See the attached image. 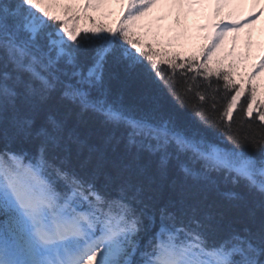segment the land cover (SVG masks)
I'll return each mask as SVG.
<instances>
[{
  "label": "snow or ice",
  "instance_id": "obj_1",
  "mask_svg": "<svg viewBox=\"0 0 264 264\" xmlns=\"http://www.w3.org/2000/svg\"><path fill=\"white\" fill-rule=\"evenodd\" d=\"M73 2L0 0V264H264V130L241 131L245 117L264 129V110L253 115L264 109L257 86L243 103V82L237 88L228 73L222 86L188 87L212 112L223 108L211 119L192 106L231 148L182 128L154 100L127 106L111 95L114 66L175 84L160 68L172 61L130 30L158 0H126L115 29L77 24L108 0ZM227 2L213 0L214 14ZM202 67L205 79L220 76ZM221 173L244 191L222 192Z\"/></svg>",
  "mask_w": 264,
  "mask_h": 264
},
{
  "label": "rangeland",
  "instance_id": "obj_2",
  "mask_svg": "<svg viewBox=\"0 0 264 264\" xmlns=\"http://www.w3.org/2000/svg\"><path fill=\"white\" fill-rule=\"evenodd\" d=\"M170 1L158 0L157 3L151 5L143 16L132 21L130 30L144 41H156L161 46H167L170 49L183 52L182 57L184 58L191 54H198L202 44L209 45L208 53L211 59H221L225 63L232 64L238 74L242 76L245 73L256 75L251 76V78L254 84L256 86L259 84L263 90V95L260 92L257 95L258 97H264V68L260 67L261 61L264 60V12L260 13L255 23H251V14L260 12V9L264 8V0L260 4H253L252 0H228L227 3L223 4L220 11L224 13L226 18L231 19L228 25L233 26V21H236L237 23L234 27H237L238 30L227 31L218 40L216 39V34L223 27H212L213 23H217L213 0H204V7L191 17H189L190 12L185 10V8L189 9L188 6L184 7L181 4L179 5L187 16L176 14L172 17L167 13L165 14L164 5ZM64 2H68V0H64ZM82 3L83 0H74L73 7H80ZM53 11L59 13L60 9L56 8ZM93 13L109 20L119 17L120 21L126 15V0H124V3H118L117 0H108L99 11ZM146 18H158L160 23L163 24L159 30H155L153 26L143 23ZM201 18L207 23L208 28L195 30L196 22ZM256 26H260V29L256 28ZM80 27L89 26L83 24ZM183 32L187 33L189 37L187 40L184 38ZM249 40H251L250 46ZM213 41H215V47L212 46ZM238 80H240L239 76ZM260 110L264 109H255L254 106L253 114L258 113Z\"/></svg>",
  "mask_w": 264,
  "mask_h": 264
},
{
  "label": "trees",
  "instance_id": "obj_3",
  "mask_svg": "<svg viewBox=\"0 0 264 264\" xmlns=\"http://www.w3.org/2000/svg\"><path fill=\"white\" fill-rule=\"evenodd\" d=\"M85 14H81V18L77 21H83L85 24H89L90 27L104 25L106 27H111L112 24H106L103 20L91 16L93 19L88 20L84 18ZM90 16L89 13L86 14ZM134 38H139L134 36ZM141 43L145 46L146 44L139 38ZM151 46V45H150ZM153 50L160 53L161 55L157 56L159 60H171L172 65L167 63L160 66L161 71L165 73V79H168L169 76H173L175 84L173 85L171 81L169 84H165L164 81L158 80L154 76H149L147 79L143 77L129 78L126 77L123 73L122 68L119 66H114L111 69V78L109 80V87L111 91L112 98H119L120 101L134 108H142L150 101H155L158 103L164 110L172 114L177 119V123L182 128L190 132H197L201 136L205 137L208 141L222 147V148H231L232 145L228 141L227 136L224 135L221 131L207 126L203 123L200 117L196 114V111L193 109V105L197 107H202L203 114L210 117L211 119H218L223 111V108L220 107L216 112H212L207 104L201 105V102L195 95L197 90L193 87V91H188L189 85H199V91H207V84L210 81L213 85L219 83L223 85L222 75L228 73L232 76L233 82L235 83L234 74L226 70L223 67H220L216 64L208 62L205 58L200 60L195 56H190L186 60L181 58L180 54H176L172 51H166L159 47L151 46ZM195 57V60L191 59ZM147 63V61H145ZM207 64L209 68L214 70L219 69L220 76H217L216 72L213 71V74L205 79L207 73L202 65ZM194 78V79H193ZM236 84V83H235ZM236 87L239 88L236 84ZM147 94V99L144 98V94ZM250 91L247 94H244V97L241 103L244 102L245 98L249 95ZM231 94V93H230ZM220 95H223V88L221 87ZM233 128L240 127V114L239 107H237L235 113L233 114ZM225 121V126L227 125ZM247 123H252L253 128L250 130L247 128ZM264 129L261 128L260 122L258 120L251 121V118L245 117V126L241 129L242 132H260ZM6 147L2 142H0V150H3ZM10 147V146H9ZM244 151L249 153L253 158H259L260 153L253 150V148L248 145L245 146ZM220 190L223 191H244L243 182L233 185L229 178H226L223 173L215 176Z\"/></svg>",
  "mask_w": 264,
  "mask_h": 264
},
{
  "label": "bare ground",
  "instance_id": "obj_4",
  "mask_svg": "<svg viewBox=\"0 0 264 264\" xmlns=\"http://www.w3.org/2000/svg\"><path fill=\"white\" fill-rule=\"evenodd\" d=\"M203 7H204V3L195 5L191 9L189 17L193 16V14H195V13H198V10H201ZM164 8H165V14L167 13L169 16L173 17L176 14H179L181 16H187V14L185 12H183L181 6L178 3H173V0H171L170 2L165 4ZM144 22H145V25L153 26V28H155V30H159L161 25L163 24V23H160L158 18H155V19L154 18L153 19L146 18L143 20V23ZM204 28H208L207 23L204 22V20L201 18L198 22H196V26L194 27V29L195 30H202Z\"/></svg>",
  "mask_w": 264,
  "mask_h": 264
}]
</instances>
